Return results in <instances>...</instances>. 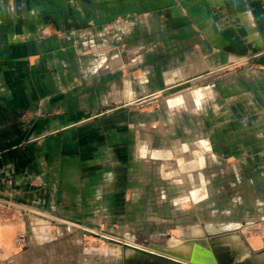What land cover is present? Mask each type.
Segmentation results:
<instances>
[{"label": "crops", "instance_id": "1", "mask_svg": "<svg viewBox=\"0 0 264 264\" xmlns=\"http://www.w3.org/2000/svg\"><path fill=\"white\" fill-rule=\"evenodd\" d=\"M235 64L159 108L127 104ZM227 157L240 161L232 177L258 191L264 0H0L6 205L76 224H92L102 211L121 222L154 208L146 192L154 194L164 179L202 177L207 161ZM167 158L183 162L159 166ZM10 226L0 221L2 248L11 247ZM225 245L242 248L234 237Z\"/></svg>", "mask_w": 264, "mask_h": 264}, {"label": "rangeland", "instance_id": "2", "mask_svg": "<svg viewBox=\"0 0 264 264\" xmlns=\"http://www.w3.org/2000/svg\"><path fill=\"white\" fill-rule=\"evenodd\" d=\"M238 66L226 65L212 72L209 77L182 82L176 87L168 86L133 98L127 104L139 110L159 108L162 102L167 103L172 99L173 93L212 82ZM128 71L131 78L137 76V68ZM182 162L176 165L167 158L161 160L159 166L172 170ZM207 162L203 168V178L193 175L186 182L181 177L163 178L166 181L155 189L154 194L146 192L150 197L147 204H154L155 207H149L141 215H134L128 220L124 218L121 222L105 216L103 211L92 219V224L51 220L49 215L28 206L9 207L0 200V221L11 224L13 230L11 247L7 249L0 246V264H123L124 254L134 257L132 260L126 257L127 264H138L135 259L139 254L130 248H125L123 252V243H132L145 250L195 264L152 246L165 248L186 240L213 250L221 241L232 237L239 247L245 249L242 258H245V254L250 257L258 255L264 264V177H260L259 186L255 189L258 191L253 192L246 182L247 178L232 177L231 172L240 162L239 159L227 157L222 163ZM198 171L202 170L194 168L192 172ZM233 182H240L242 188L237 186L233 190ZM197 188L201 195L195 199L191 191ZM157 189L162 190L158 193L159 200ZM109 258L113 260L108 261ZM145 259L156 260L150 256H145ZM251 262L258 263L257 259Z\"/></svg>", "mask_w": 264, "mask_h": 264}, {"label": "bare ground", "instance_id": "3", "mask_svg": "<svg viewBox=\"0 0 264 264\" xmlns=\"http://www.w3.org/2000/svg\"><path fill=\"white\" fill-rule=\"evenodd\" d=\"M226 241L229 240H225L223 242ZM167 247L169 248V251L174 253L173 255H175V257L177 256L182 258H190L201 264H215V261L217 263L215 255L212 252H210L208 247H204L203 245L192 244L191 242L184 240L182 242H176L174 246H170L169 244ZM229 247L230 246L223 244L222 241L216 245V248L220 251L217 253L216 256H218L220 260L223 259L221 261L222 264H249L252 260L255 259H257L258 261L257 264H262V258L260 256L254 255L250 257L249 254H245L244 256L245 258H242L244 255L243 251L245 249L240 248L238 250H232L231 252V250H229ZM170 248L174 250H171ZM241 258L244 261L240 260ZM111 260L113 259L111 258L108 259V261ZM138 264H143V263H138ZM250 264H253V262H251Z\"/></svg>", "mask_w": 264, "mask_h": 264}, {"label": "water", "instance_id": "4", "mask_svg": "<svg viewBox=\"0 0 264 264\" xmlns=\"http://www.w3.org/2000/svg\"><path fill=\"white\" fill-rule=\"evenodd\" d=\"M112 241H116L114 239H110ZM123 246H124V251L125 252V248H130L134 251H136L139 255H137L136 257H138L137 259H135V261L137 263H143V264H170V263H173V264H190V263H187V262H184V261H179V260H176L174 258H171L170 256H166L164 254H161V253H158V252H153V251H149V250H145L144 248H141L139 246H136V245H133V244H130V243H123ZM154 249L156 250H161L162 252H165V253H168V254H171L173 255L174 253L169 251V248L168 247H165V248H161V247H154L152 246ZM210 252H212L214 255H215V258L217 260V263L215 261V264H222L221 261L223 260H220L217 255L218 252H220L216 246L213 248V250L209 249ZM145 256H150V257H153V258H156V260H153V261H150V260H147L145 259ZM175 256V255H173ZM123 257V264H127L126 263V260L128 256H126L125 254L122 255ZM177 257V256H176ZM126 258V259H125ZM179 258H182V257H179ZM134 259V257H128V260H132ZM183 259H188L190 262L192 263H195V264H201L199 262H196L190 258H183Z\"/></svg>", "mask_w": 264, "mask_h": 264}]
</instances>
